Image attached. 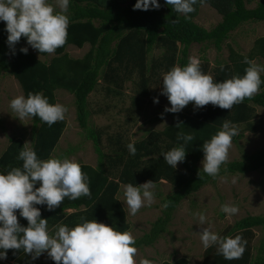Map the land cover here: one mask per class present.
Listing matches in <instances>:
<instances>
[{"label":"trees","instance_id":"obj_1","mask_svg":"<svg viewBox=\"0 0 264 264\" xmlns=\"http://www.w3.org/2000/svg\"><path fill=\"white\" fill-rule=\"evenodd\" d=\"M159 2L164 5V0ZM135 3L136 0H71L66 44L53 54L40 55L37 50L28 51L27 54L19 52L26 44L23 37L16 45V54H10L6 44L5 23L0 22V72L5 71L15 76L21 83L25 96L29 92H39L52 104L57 103V90L64 89L72 93L78 122L81 128L88 131V136L96 145L98 166L80 162L82 171L89 178L91 195L74 201L65 198L52 212L47 211L44 206H37L41 208L42 218L48 219V226L63 223L72 228L83 217L113 225L115 230L125 232L130 229V224L126 208L119 199L123 184L140 185L152 180L160 187L161 181L167 180L176 187L171 193L160 194L162 204L169 202L168 208L163 209V214L153 222L148 232L135 238V247L142 248L153 246L168 231L175 211L189 195L215 180L207 175L200 179L198 164L203 159L201 145L221 130L224 120H230L237 126L247 124L252 130H256L253 120L257 115V106L264 108V84L251 99L246 98L243 103L234 105L232 110L211 104L194 109L190 103L179 113H165L172 116L171 123L162 131L150 130L145 139L136 143L137 151L134 156L129 154L121 135L111 152L103 150L101 134L89 125L92 113L89 96L102 83L108 92L123 98L126 83L132 81L136 86L135 94L131 97L132 108H141L152 100L153 86L160 85L162 74L173 66L187 65L193 44L222 50L232 31L247 22L264 21V0H205L203 4L212 5L223 15V20L212 30L195 20L202 4L195 6L196 11L189 14L190 19H184L182 15L176 19L177 14L169 6H162L159 10H133ZM253 3L256 5L248 6ZM87 43L90 48L83 57L74 58L67 51L70 45L83 48ZM156 49L162 50L158 56L153 55ZM245 56L251 60L264 59V36L255 40V45L248 54L231 46L228 60H218L214 66L206 55L200 56L199 60L203 73H212L214 80L223 81L234 75L245 74V68L248 67L243 63ZM221 64L225 66L224 71L220 69ZM261 79L264 80V73L261 74ZM158 119L159 117L152 120ZM32 120L33 142L29 148H33L40 159L47 160L59 145L66 120L57 121L51 127L39 117H32ZM178 123L180 125L176 127ZM181 131L194 137L186 145V159L181 163L183 170L172 169L162 155L178 143H183L177 141V133ZM243 134L244 132L239 131L232 142H238ZM25 146L23 140L12 139L0 156V165L4 170L22 166V161L17 160V156ZM70 151L71 149L66 154ZM258 170L264 173V149L246 153L242 159L222 165L218 176ZM19 222L27 226L26 219L19 218ZM255 228L263 230L257 246L251 243ZM236 235H241L247 241L240 259L225 260L222 255L217 254L215 247H210L201 264H264V214L248 215L240 219L224 236ZM6 260L23 264H48L28 260V255L23 250H8ZM161 264H189V259L180 257Z\"/></svg>","mask_w":264,"mask_h":264},{"label":"clouds","instance_id":"obj_2","mask_svg":"<svg viewBox=\"0 0 264 264\" xmlns=\"http://www.w3.org/2000/svg\"><path fill=\"white\" fill-rule=\"evenodd\" d=\"M204 2L164 0V5H161L159 0H136L133 10H159L162 6H169L177 14L176 19L181 15L190 19L189 14L196 11L195 6ZM70 4L71 0H0V22L5 23L10 54H16V45L22 37L40 55L53 54L64 46L70 23ZM28 51L29 47L19 49L23 54ZM243 63L248 65L243 76L234 75L223 81H216L203 73L197 57H189V62L183 67L173 66L162 74L161 95L167 97L171 105L165 106L164 112L179 113L190 103L194 109L211 104L232 110L246 98L251 99L264 84L261 79L264 65L247 56ZM220 69L224 71L225 66L221 64ZM153 102L159 103L158 97ZM9 107L20 121L39 117L49 127L65 120L68 111L60 103H50L39 92L18 95L11 99ZM238 134V126L225 119L221 130L203 142L202 167L198 170L200 179L204 175L216 178L220 174L222 165H226L229 159L232 139ZM193 139L190 133L178 132L177 141L183 143L162 153L167 165L176 169L179 163L184 162L186 145ZM127 149L130 155L136 154L134 143L127 144ZM17 160L22 161L21 167L0 171V260H6L11 249L23 250L32 260L46 253L55 264H136V242L130 232H120L113 225L83 217L72 228L60 223L50 230L48 219L42 218L41 208L37 206H44L52 212L65 198L74 201L91 195L89 178L78 161L67 157L42 160L33 148L26 146L19 152ZM123 188L126 215L135 216L142 207H150L155 202L152 180L140 185L128 183ZM168 206L169 202L165 201L161 208L167 209ZM221 211L231 217L239 212V208L225 203L221 205ZM193 215L198 218L200 226L208 222L203 212ZM18 217L26 219L27 226L22 225ZM199 235L204 249L215 247L217 254L225 260L240 259L245 252L247 241L241 235L221 236L210 227H202ZM140 264L153 262L144 258Z\"/></svg>","mask_w":264,"mask_h":264},{"label":"rangeland","instance_id":"obj_3","mask_svg":"<svg viewBox=\"0 0 264 264\" xmlns=\"http://www.w3.org/2000/svg\"><path fill=\"white\" fill-rule=\"evenodd\" d=\"M255 5L256 3H253L248 6L253 7ZM195 20L208 30H212L223 20V15L212 5L205 3L200 6ZM261 36H264V21L247 22L230 33V38L222 50L215 47L207 49L203 45L195 43L191 46V57L199 58L206 55L214 66L218 60L225 61L229 59L231 46L239 52L248 54L254 47L255 40ZM70 46L72 48H68L67 51L73 57L82 56L90 48L88 43L83 48L76 45ZM24 47H29V51H35L27 44ZM161 52L162 50L156 49L153 55L158 56ZM255 62L264 65L263 58H257ZM0 73L1 156L14 138H25L28 140L27 147L31 146L33 120L27 118L20 121L15 118L9 103L14 97L25 94L21 83L15 76L5 71ZM209 75H212V73ZM162 86V82L158 86H153L154 95L152 100H149L145 105V111L139 116L141 121L135 126H132L133 114L123 110V107L130 105V97L136 90V86L132 81L126 83L124 90L126 102H121V96L119 101L114 95H109L106 89L101 88L103 87L102 83L100 89L91 94L90 109L92 113L89 125L101 134L104 151L111 152L114 149V143L119 139V135H123L124 140L134 143L144 137L148 129H163L169 124L170 117H163L155 123L150 121L160 117L162 113L164 114L165 106H171L167 97L161 95ZM157 97L159 103H154L153 100ZM116 99L118 100L117 106L115 105ZM74 101V95L69 96L66 92L59 95V103L67 104L68 111L65 118L67 128L57 147V153H66L71 149L68 156H66L67 158L98 166L99 155L95 142L88 136V131L81 128L77 119ZM257 110V115L253 120L256 130H252L247 124L238 125L239 131L244 132V134L238 142H232L227 163L242 159L246 153L264 149V108L259 107ZM127 120L129 121L127 122ZM71 154L73 155L71 156ZM198 166L202 167L201 162ZM177 168L183 170L182 164L179 163ZM254 172L244 174L228 173L217 176L215 180L204 186L200 191L189 195L175 211L168 231L153 246L137 248L135 254L136 264H140V260L144 258L151 260L153 264H161L164 261H172L180 257H187L189 264H201L206 251L209 250V248H203L200 240L199 232L202 231V227H210L212 231L224 236L228 234L230 227L240 219L248 215L264 214V173L261 170ZM233 181L235 182L233 183ZM160 185V187L155 185V202L150 207H142L135 216L127 215V221L130 224V229L127 232H130L134 238L148 232L153 222L163 214L160 194L171 193L176 190V187L167 180H162ZM123 186H121L122 193H119V199L122 203L124 201ZM225 203L237 205L239 212L229 217L221 211V205ZM196 212H203L206 215L208 222L205 225L200 226L198 224V218L193 215ZM253 233L254 237L251 243L253 246H257L263 235V230L255 228ZM28 260L33 262L43 261L48 264L52 262L46 253L36 260H32L31 256L28 255ZM0 264L23 263L0 260Z\"/></svg>","mask_w":264,"mask_h":264},{"label":"crops","instance_id":"obj_4","mask_svg":"<svg viewBox=\"0 0 264 264\" xmlns=\"http://www.w3.org/2000/svg\"><path fill=\"white\" fill-rule=\"evenodd\" d=\"M71 46H69L68 48H70ZM72 48V47H71ZM68 50V49H67ZM69 52V51H68ZM70 53V52H69ZM71 55V54H70ZM85 55V53L82 55V56H80V57H83ZM72 56V55H71ZM73 57V56H72ZM80 57H74V58H80ZM44 58V57H43ZM161 82H162V78H161ZM102 89H106L104 86L103 87H101ZM99 89H100V85H99ZM98 89V90H99ZM97 90V91H98ZM97 91H94V92H97ZM106 91H107V93L110 95H114V94H112V93H110V92H108V90L106 89ZM65 92L69 95V96H71V95H73L72 93H70V92H68V91H66V90H64V89H59V90H57L56 91V95H57V103H59V95L62 93V95L63 94H65ZM94 92H92V93H94ZM91 93V94H92ZM91 94H90V96H91ZM135 94V93H134ZM118 95V94H117ZM90 96H89V105H90V108H91V102H90ZM115 96V95H114ZM119 101H120V96H115ZM131 97H132V95H131ZM130 97V105H128L127 107H123V110L125 111V112H127V113H131V114H133V118L132 117H129V118H132V126H135V125H137V124H139V121H141L140 120V118L141 117H139V116H141V114L145 111V109H146V107H145V105L143 104V106H141V108H136L135 109V107L134 108H132V98ZM116 99V106L118 105V100ZM121 102H126V98H125V96L122 98L121 97ZM62 105H64V106H67V104H63V103H61ZM260 106H257V109L259 108ZM91 110V109H90ZM165 114V113H164ZM163 114V116H160L159 117V119L158 120H150L152 123H155V122H157V121H160L163 117H170V122H169V124L171 123V121H172V116L170 115V114H165L164 115ZM169 115V116H168ZM32 119V118H31ZM156 119V118H155ZM129 120H127V122H128ZM169 124H167L166 126H168ZM33 126H34V123H33ZM165 126V127H166ZM165 127L163 128V129H165ZM250 127V126H249ZM66 128H67V124H66ZM65 128V129H66ZM163 129H154V128H150L149 130H148V132L150 131V130H157V131H162ZM65 132V131H64ZM148 132H147V134L144 136V137H142L141 139H139V140H137V141H135L134 142V145H136V143L138 142V141H141V140H143V139H145L147 136H148ZM63 135H64V133H63ZM63 135H62V138H63ZM122 136V142L125 144V145H127V144H129L130 142L129 141H127V140H124L123 139V135H121ZM61 138V139H62ZM15 139H21V140H23L24 141V143H25V145L27 146V142H28V140L27 139H25V138H15ZM61 139H60V141H61ZM32 142H33V140H32ZM60 143V142H59ZM31 145H32V143H31ZM116 145V142L114 143V146ZM116 148H118V146H116ZM258 150H260V149H258ZM258 150H256V151H258ZM256 151H253V152H256ZM58 152V150L56 149L55 150V152L52 154V156L50 157V158H60V159H63V158H65L66 156H68V154H66V153H57ZM73 154H71V156H72ZM98 162H99V160H98ZM201 162V161H200ZM80 163V162H79ZM94 167H97V166H94ZM0 171H5L4 169H3V167L0 165ZM249 173H251V172H249ZM253 173H255L254 171H253ZM123 185H126V184H123ZM120 193H122V190H121V192ZM124 205V204H123ZM124 207H125V205H124ZM82 208H84V207H82ZM126 208V207H125ZM69 211H73V210H69ZM48 227H50L49 229L50 230H52L54 227H51V225H49ZM51 233V232H50Z\"/></svg>","mask_w":264,"mask_h":264},{"label":"bare ground","instance_id":"obj_5","mask_svg":"<svg viewBox=\"0 0 264 264\" xmlns=\"http://www.w3.org/2000/svg\"><path fill=\"white\" fill-rule=\"evenodd\" d=\"M72 11V10H71Z\"/></svg>","mask_w":264,"mask_h":264}]
</instances>
